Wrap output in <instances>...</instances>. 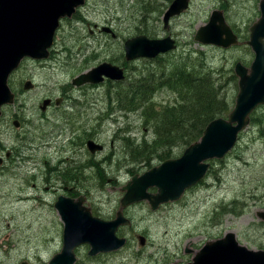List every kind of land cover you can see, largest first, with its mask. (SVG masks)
I'll use <instances>...</instances> for the list:
<instances>
[{"label":"rangeland","instance_id":"rangeland-1","mask_svg":"<svg viewBox=\"0 0 264 264\" xmlns=\"http://www.w3.org/2000/svg\"><path fill=\"white\" fill-rule=\"evenodd\" d=\"M143 2L147 4L150 0H86L75 18L62 22L53 45L54 57L49 60L27 57L11 74L9 83L19 93V103L4 107L0 138L6 148L16 149L18 155L6 167H0L4 170L0 172V264L22 261L48 264L53 254L61 251L64 222L55 202L60 194L67 193H63V181L48 174L57 162L72 154L76 157L73 165L82 169L77 183L79 194L87 197L86 204L93 215L107 220L115 217L123 195L120 188L132 176L127 169L131 165H123L126 149L122 148L117 131L127 125L132 136L139 139L149 134L150 129L139 121L138 113L117 111L109 88H116L112 83L118 81L79 87L72 81L104 61L125 65L127 75L153 72L142 59L125 60L124 41L143 33L138 29ZM260 3L261 0H191L189 8L172 17L165 27L162 16L171 1L157 0L162 12L149 16L143 31L150 38L170 36L175 40L178 48L171 53L170 61L180 58L188 48L196 51L197 56L203 52L211 69L224 68V82L232 74L230 70L236 75L238 62L250 66L254 60L255 52L247 41L250 27L261 17ZM214 10L223 12L238 35V44L221 47L195 40L196 31L210 21ZM95 23L111 26L118 38L104 32H95L94 36L89 28L94 29ZM70 54L75 55L71 60ZM26 80H31L34 87L24 89ZM229 88L231 95H237L238 77L236 85L232 82ZM63 91L69 94L64 102L60 106L53 103L42 112V101L62 97ZM70 98L78 103L74 105ZM155 99L165 102L172 95L163 90ZM114 110L119 115L108 117ZM16 117L20 127L11 121ZM88 139L100 143L103 150L90 152ZM184 149L175 148L172 157L180 156ZM159 163V160L152 162ZM70 165L66 163L61 168ZM97 168H102L105 175L99 177ZM147 169L145 165L137 166L136 172ZM43 174H47V179L43 180ZM19 194H29L31 205L41 206V217L31 220L32 217L22 213L21 208L26 205L18 207L14 200ZM260 211H264V105L251 114V121L240 132L234 148L223 159L210 161L206 176L179 200L162 204L156 211L148 201L125 210L133 225L123 224L116 232L127 238L122 248L90 256V245L85 243L75 250V264H187L208 241L229 232L236 233L239 243L248 248L264 249V220L258 216ZM139 234L147 238L144 246L137 238Z\"/></svg>","mask_w":264,"mask_h":264},{"label":"water","instance_id":"water-1","mask_svg":"<svg viewBox=\"0 0 264 264\" xmlns=\"http://www.w3.org/2000/svg\"><path fill=\"white\" fill-rule=\"evenodd\" d=\"M85 2L0 0V115L1 106L16 99L9 85L10 74L26 56L47 58L61 19L72 17ZM189 5L190 0H173L164 15L165 27H168L173 16L183 13ZM260 9L261 17L250 27L247 42L255 57L249 67L242 62L235 66L239 91L228 117H218L209 122L201 138L190 144L181 156L168 158L143 173L134 174L120 189L124 195L116 218L112 220L94 216L91 208L85 205L84 195L78 200L60 196L55 206L65 224L64 246L48 264H74V249L83 243L91 246V256L120 249L125 245L126 238L119 237L116 232L121 225L132 224L124 214L126 207L148 201L152 210H156L163 203L179 200L188 188L204 178L210 167L209 160L223 159L234 148L239 133L250 123L252 112L264 104V0H261ZM103 30L110 31V28L104 27ZM195 40L221 47H230L239 42L238 35L220 10H214L210 21L198 28ZM176 46L170 36L161 39L137 35L125 43L126 58H152ZM105 77L119 81L124 80L126 75L123 68L106 61L76 76L73 84L100 83ZM32 86V81H28L25 89ZM49 101L46 100L45 105ZM87 146L92 153L103 149L100 143L92 139L88 140ZM258 216L264 220V211L258 212ZM139 238L141 244H145L146 238ZM187 252L192 251L187 249ZM187 264H264V249L248 248L239 243L236 233L229 232L223 238L208 241Z\"/></svg>","mask_w":264,"mask_h":264},{"label":"trees","instance_id":"trees-1","mask_svg":"<svg viewBox=\"0 0 264 264\" xmlns=\"http://www.w3.org/2000/svg\"><path fill=\"white\" fill-rule=\"evenodd\" d=\"M156 2L150 0L140 8V21L159 10ZM171 62L172 66L160 74L127 75L125 80L112 83L116 87L113 88L116 92L112 90L116 105L123 101L126 113H138L139 121L150 129L149 134L139 139L132 136L127 125L117 131L116 136L126 149L123 165H131L127 169L132 175L137 173V166L151 168L154 160L163 162L173 156L175 148H187L199 140L209 122L226 117L235 105L236 94L231 95L229 88L230 83H237L233 70L223 82L224 68L211 69L203 52L194 57V51H188ZM163 90L171 93V100L155 99ZM252 121L257 123V118L252 116ZM81 173L78 167L77 180ZM97 174L102 177L105 172L97 168Z\"/></svg>","mask_w":264,"mask_h":264},{"label":"flooded vegetation","instance_id":"flooded-vegetation-1","mask_svg":"<svg viewBox=\"0 0 264 264\" xmlns=\"http://www.w3.org/2000/svg\"><path fill=\"white\" fill-rule=\"evenodd\" d=\"M172 1L173 0H171V3H172ZM191 1V0H190ZM142 3V2H141ZM146 4V2H143V4H140V7H142L143 5H145ZM169 7V6H168ZM168 7H167V9H168ZM166 9V10H167ZM166 10H165V12H166ZM186 11V10H185ZM158 12L159 13H161L162 12V10H158ZM165 12H163V16H162V20H163V23L165 24V21H164V15H165ZM182 14V13H181ZM180 15V14H179ZM175 16H177V15H175ZM174 17V16H173ZM147 18L148 17H146V19H144V20H141L142 22H145V23H142L141 22V26L138 28L141 32H143V33H141V34H138V35H147V34H145L144 33V31L143 30H145V27H146V25H147V23H146V20H147ZM159 18V16L157 17V19ZM71 18H65L64 20H70ZM143 19V18H142ZM89 26H91V24H89ZM93 27H94V29L93 28H89V30H90V33L91 34H93L94 36H95V32H97V33H101V32H104V33H107V34H110L114 39H116V38H118V35H117V33L114 31V29L111 27V26H108V25H99V24H97V23H95V24H93ZM104 27H108V28H110V31H105V30H103L104 29ZM137 36V35H136ZM133 37H135V36H133ZM130 38H132V37H130ZM129 39V38H128ZM128 39H126L125 41H124V52H125V60L126 61H130V60H127V58H126V50H125V43H126V41L128 40ZM250 39V38H249ZM56 40V39H55ZM248 42V41H247ZM54 43H55V41H54ZM54 43H53V45H54ZM53 45H52V47L50 48V53H49V56L47 57V58H45V59H39V60H49V59H51L52 57H54V52H53ZM178 48V46H176V48L175 49H171V50H169V51H166V52H161V53H159L157 56H155V57H152V58H147V57H138V58H136V60H138V59H142V60H144L145 62H147L148 64H150V66L152 67L151 68V70L153 71V72H156V73H158V74H160V73H162V72H164V71H166V70H168L171 66H172V62L170 61V56H171V53L172 52H174L176 49ZM188 51H193V50H191V49H186V50H184V55H186V52H188ZM197 57V55H196V51H194V57ZM75 57V55L73 54H70L69 56H68V58L71 60V59H73ZM24 60V59H23ZM22 60V61H23ZM38 60V59H37ZM109 62H112V61H109ZM113 63V62H112ZM196 64H198V61H196L195 62ZM195 63H193L194 65H195ZM113 64H115V63H113ZM116 65H118V64H116ZM118 66H120L121 68H123L124 69V72H125V75H126V77H127V72H126V69H125V65H123V66H121V65H118ZM246 66V65H245ZM249 67V66H248ZM89 70V69H88ZM87 71V70H86ZM85 72V71H84ZM83 73V72H82ZM81 74V73H80ZM11 76V75H10ZM126 79V78H125ZM124 79V80H125ZM28 81H31V80H26L25 82H24V84H23V88L25 89L26 87H25V85H26V83L28 82ZM107 81H109V82H111V81H113V80H111L110 78H108V77H106V78H104V80L102 81L103 83L104 82H107ZM115 81V80H114ZM119 81H123V80H119ZM33 83V82H32ZM72 84H73V81H72ZM95 84H97V83H95ZM73 85H75V84H73ZM75 86H77V87H79L78 85H75ZM81 86V85H80ZM34 87V83H33V86H32V88ZM12 88V87H11ZM110 89V93L112 94V90L113 91H115L113 88H109ZM237 89H239V88H237ZM15 92H16V90H15ZM116 92V91H115ZM17 93V92H16ZM18 95H19V93H17ZM62 97L60 96V97H57V98H55L54 100H52L53 98H45L43 101H42V103L40 104V109L42 110V112H45V111H47V109L53 104V103H55L57 106H60V104L62 103V102H64V100H65V98H66V96H68L69 94H68V92H65V91H63L62 92ZM19 99V98H18ZM50 100L49 101V103L48 104H46L45 105V101L46 100ZM71 99V98H70ZM72 100V102H73V104L74 105H76L77 103H78V101L77 100H74V99H71ZM19 100H15L13 103H7V104H3L2 106H1V115H0V118L4 115V113H5V111H4V107H10V106H15L16 104H18L19 102H18ZM123 101H122V103H121V105L119 106V105H116V109H117V111H120L121 113L126 109L124 106H123ZM110 107H112V106H110ZM113 108V107H112ZM117 111H113V112H110L109 114H108V117H114V116H118L119 114H117ZM47 114V113H46ZM45 114V115H46ZM18 117H16L14 120L12 119L11 121L13 122V125L15 126V127H20V125H21V122H20V120H18L17 119ZM2 153L4 154V157L2 156ZM18 155V152H17V150L16 149H14V148H12V149H8V148H6L5 147V145L2 143V140H1V138H0V167L1 168H4V167H6L8 164H10V163H7L9 160H11L12 158H14L15 156H17ZM75 155L74 154H72V155H70L69 157H66V158H63V160H61V161H59V162H57V164H55L53 167H54V169H53V172H49V174L48 175H54L57 179H60V180H62L63 181V185H62V190H63V193H67V194H60L58 197H57V200H56V202L58 201V199H59V197L60 196H65V197H68V198H71V199H74V200H78V198L81 196V195H84V194H79L80 193V191L78 190V187H77V183H78V181H79V178H78V180H77V176H78V167L77 166H75V165H73L74 163H75ZM5 163V164H4ZM61 163H63L62 165H65L66 166V163L67 164H71L68 168H66V169H62L61 167H62V165L60 166V164ZM92 165H93V163H92ZM60 166V167H59ZM85 164H82V167L83 168H85ZM0 172H4V170L3 169H1L0 170ZM46 173H47V170H46ZM42 178H43V180H45V179H47V174H43V176H42ZM70 179H72V180H70ZM0 181H2V179L0 180ZM35 186V184L33 185V187ZM5 200L6 199H11L10 197H5L4 198ZM14 200L17 202V204L16 205H18V207H21V205H23L24 204V206L26 205V207L25 208H21V210H22V213L24 214V215H26V216H30V217H32V220H34V218L33 217H35V218H39V217H41V211H40V209H41V206L40 207H33L32 205H31V197H30V195L29 194H19L16 198H14ZM121 200V199H120ZM56 202H55V204H56ZM142 202H144V201H141V202H139V203H142ZM87 203V197H86V202H85V204ZM121 204V203H120ZM136 204H138V203H135V204H131L130 206H128V207H126L125 209H124V214H125V210L126 209H128V208H130V207H132L133 205H136ZM87 205V204H86ZM88 206V205H87ZM56 207V206H55ZM88 207H90V206H88ZM91 208V207H90ZM119 208H120V206H119ZM152 209V208H151ZM58 210V209H57ZM59 212V211H58ZM60 214V213H59ZM61 216V215H60ZM115 216H116V214H115ZM125 216L127 217V218H129L130 220H131V222H132V224L131 225H125V226H127V227H132V225H133V220L130 218V217H128L126 214H125ZM104 220H107V219H104ZM64 222V221H63ZM64 231H65V224H64ZM140 236H144V235H142V234H139L138 236H137V238H138V240H139V242H140ZM145 238H146V236H144ZM126 238V237H125ZM126 240H127V238H126ZM146 241H147V238H146ZM146 241H145V244H146ZM85 244V243H84ZM145 244H141V242H140V245H142V246H144ZM81 245H83V244H80V245H78L77 247H79V246H81ZM63 246H64V232H63V245H62V249H63ZM77 247H75V249H74V253H75V250H76V248ZM62 249H61V251H62ZM58 251V250H57ZM56 251V253H60L61 251H59V252H57ZM55 253V254H56ZM55 254H53V256L55 255ZM88 254H89V252H88ZM75 255H76V253H75ZM90 255V254H89ZM52 256V257H53ZM91 256V255H90ZM51 257V258H52ZM50 258V259H51ZM76 260H77V256H76ZM23 262V261H22ZM22 262H21V264H22ZM76 262V261H75ZM75 262H74V264H75ZM173 264H177V263H173Z\"/></svg>","mask_w":264,"mask_h":264},{"label":"bare ground","instance_id":"bare-ground-1","mask_svg":"<svg viewBox=\"0 0 264 264\" xmlns=\"http://www.w3.org/2000/svg\"><path fill=\"white\" fill-rule=\"evenodd\" d=\"M34 218V217H33ZM32 220V219H31Z\"/></svg>","mask_w":264,"mask_h":264}]
</instances>
